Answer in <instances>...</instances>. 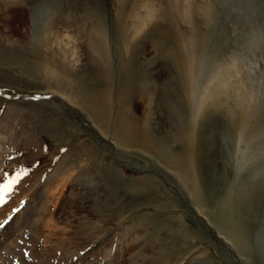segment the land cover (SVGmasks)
Instances as JSON below:
<instances>
[{
  "label": "rangeland",
  "instance_id": "rangeland-1",
  "mask_svg": "<svg viewBox=\"0 0 264 264\" xmlns=\"http://www.w3.org/2000/svg\"><path fill=\"white\" fill-rule=\"evenodd\" d=\"M119 109L188 176L118 143ZM210 161L233 190L264 171V0H0V186L28 170L0 193V264H264L190 185Z\"/></svg>",
  "mask_w": 264,
  "mask_h": 264
},
{
  "label": "bare ground",
  "instance_id": "bare-ground-1",
  "mask_svg": "<svg viewBox=\"0 0 264 264\" xmlns=\"http://www.w3.org/2000/svg\"><path fill=\"white\" fill-rule=\"evenodd\" d=\"M225 96L226 98L224 99H227L228 97L227 94ZM88 98L89 101L87 105L89 106L90 109H92L93 107L96 108V110L98 111L96 112V114H98L99 118L102 119L100 121L102 123H100L99 120L95 119L94 114H91L89 116L95 121V123L98 124L101 131H105L104 126L105 125L110 126V125L105 124L103 122V119L105 118L107 119L108 122V118L106 113L104 112V108L100 106L101 104L100 98L97 95L93 94V92L89 93ZM80 105L86 109V105H84L83 103H81ZM216 107L219 108V106ZM217 108L214 109L217 110ZM121 111H122L121 109L117 111V116L115 113V115L113 116V123H112L113 136L118 143L126 147L142 145L147 150L149 149L148 145L150 144V147L156 150V153L158 152L157 154H159V156L162 159H164V161L170 167H174L178 170L180 177L183 178V175L184 178L185 175L188 176V174L185 173L186 172L185 170H184L185 172L181 170L183 167L180 169L178 163L177 164L175 163L173 157L168 155L165 145H162L159 142L156 144L154 140L151 138L150 131L146 135L144 134L145 126L146 125L149 126L150 123L152 122L150 118H147L146 122L143 123L141 119H135L133 117V114L131 115V113L127 112V114L125 115L127 116V120H124L123 119L124 115L121 114ZM100 113H102V115H100ZM238 114H242V111L239 110ZM179 122H180V127L181 126L184 127V125L186 124V121L183 118L179 119ZM225 137H231V136L226 135ZM205 138L210 139L211 137H205ZM230 142L231 141L230 140L228 141V138H226L224 140V147L226 148L227 160L231 163V165H234L235 160L233 153L231 155L228 150V147L230 148L229 145ZM177 148H180L179 145ZM191 149H193V147H191ZM247 170L248 173H243V171L239 170V175L238 178L236 179V184H234V190H233L230 189L229 187L230 183H228V178H227L228 176H224L222 172L218 171L210 161L207 163V165L205 164V169L203 170L204 172L202 175L203 177L200 174L202 179L201 181L197 182L198 185L197 183H195L196 181L193 180H191L190 185H193V189H197L198 188L197 186H199L200 184V187H202V190L205 192L207 196V198L205 199H207L208 203L210 202L209 205L211 207L216 209L215 210L216 216L212 221L214 223L215 229L218 230L219 234L226 239L227 243L231 244L229 248L233 249L234 247L235 249H237L239 253L244 256L245 259L250 257L251 260H253L254 258V260L262 261L264 263L263 243H259V239L254 234V229L257 224L256 221L264 220V197L261 196V192L264 189V171L263 170L252 171L249 169ZM187 179L188 177L186 178V181ZM189 183L190 182L187 183L188 186ZM195 196L197 197L196 193ZM203 209H206V207L204 206ZM257 226L259 225L257 224ZM125 245H126L125 247H127L129 244L125 243Z\"/></svg>",
  "mask_w": 264,
  "mask_h": 264
},
{
  "label": "snow or ice",
  "instance_id": "snow-or-ice-1",
  "mask_svg": "<svg viewBox=\"0 0 264 264\" xmlns=\"http://www.w3.org/2000/svg\"><path fill=\"white\" fill-rule=\"evenodd\" d=\"M27 171V169H21L20 171H18L11 180H9L3 186H0V193L10 192L12 190V185L18 183L20 179L27 174ZM0 202H2V200H0Z\"/></svg>",
  "mask_w": 264,
  "mask_h": 264
}]
</instances>
